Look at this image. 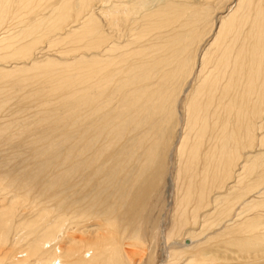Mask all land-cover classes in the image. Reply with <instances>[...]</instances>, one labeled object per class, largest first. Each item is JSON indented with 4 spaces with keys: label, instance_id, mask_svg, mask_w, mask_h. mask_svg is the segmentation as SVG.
Wrapping results in <instances>:
<instances>
[{
    "label": "rangeland",
    "instance_id": "374dc122",
    "mask_svg": "<svg viewBox=\"0 0 264 264\" xmlns=\"http://www.w3.org/2000/svg\"><path fill=\"white\" fill-rule=\"evenodd\" d=\"M236 3L0 0V264H264V0L215 42Z\"/></svg>",
    "mask_w": 264,
    "mask_h": 264
},
{
    "label": "bare ground",
    "instance_id": "6f19581e",
    "mask_svg": "<svg viewBox=\"0 0 264 264\" xmlns=\"http://www.w3.org/2000/svg\"><path fill=\"white\" fill-rule=\"evenodd\" d=\"M258 1V0H257ZM261 1V0H260ZM255 2V1H254ZM237 9L232 13V10L231 11H228L227 14L225 15V17H220L219 20L220 21V26H219V29L216 33V38H215V42L218 41V39L221 37V36H225V33H228L229 31H231L232 28H234V17L237 13H239L241 10L244 11V13H247L250 9V6L252 7V0H237ZM257 5V4H256ZM260 5V4H259ZM259 7V6H257ZM256 7V8H257ZM254 8V7H253ZM258 14L259 12L256 11ZM250 13V12H249ZM257 13H255L257 15ZM262 14V11L260 13V15ZM251 15V14H250ZM207 16V15H206ZM241 16L242 15V12H241ZM255 16V15H254ZM263 16V15H262ZM260 17V16H259ZM247 18V17H246ZM256 19V16L255 18ZM245 20V19H244ZM255 21V20H254ZM246 22V20H245ZM262 22V21H261ZM259 23V22H258ZM261 24V23H260ZM240 26V25H239ZM255 26V25H254ZM253 26V27H254ZM251 29V27H250ZM257 29V27H256ZM254 30V29H253ZM255 33V32H254ZM250 36V35H249ZM263 45V44H262ZM259 46V45H258ZM239 57V56H238ZM204 59V58H203ZM236 63V62H235ZM2 72V71H1ZM6 81V80H5ZM4 83V82H2ZM225 93V92H224ZM4 110V109H3ZM1 130V129H0ZM149 166V165H148ZM7 213V212H6ZM7 216L9 218V214L7 213ZM24 227V226H23ZM71 249V248H70ZM192 262V261H191Z\"/></svg>",
    "mask_w": 264,
    "mask_h": 264
}]
</instances>
